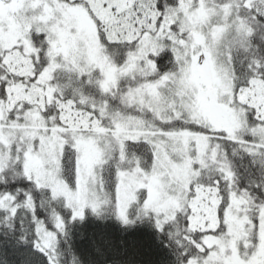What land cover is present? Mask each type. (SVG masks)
Masks as SVG:
<instances>
[{"label":"snow or ice","instance_id":"1","mask_svg":"<svg viewBox=\"0 0 264 264\" xmlns=\"http://www.w3.org/2000/svg\"><path fill=\"white\" fill-rule=\"evenodd\" d=\"M0 264H264V0H0Z\"/></svg>","mask_w":264,"mask_h":264},{"label":"trees","instance_id":"2","mask_svg":"<svg viewBox=\"0 0 264 264\" xmlns=\"http://www.w3.org/2000/svg\"><path fill=\"white\" fill-rule=\"evenodd\" d=\"M3 259V257L2 256H0V260H2Z\"/></svg>","mask_w":264,"mask_h":264}]
</instances>
